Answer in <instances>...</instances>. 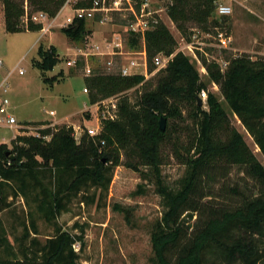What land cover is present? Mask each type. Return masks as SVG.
Returning a JSON list of instances; mask_svg holds the SVG:
<instances>
[{
  "label": "trees",
  "instance_id": "16d2710c",
  "mask_svg": "<svg viewBox=\"0 0 264 264\" xmlns=\"http://www.w3.org/2000/svg\"><path fill=\"white\" fill-rule=\"evenodd\" d=\"M139 1V0H135ZM4 28L8 33L40 31L41 22L28 14L21 20L25 5L53 18L67 0H2ZM93 0H75L71 7L90 8ZM214 0H170L167 15L181 33L185 23L194 21L205 32L218 26L210 19ZM67 41L86 45L92 30L84 18H74L61 27ZM140 34L132 33L128 44L134 47ZM143 40L147 61L157 53H172L174 38L162 23L144 32ZM37 57L31 63L40 71L43 83L52 86L64 75L60 70L54 76L46 72L59 62L53 45L39 44ZM218 69L216 63L211 65ZM185 82V85L163 84L161 94L150 92L144 103H130L122 97L117 105L116 119H101L102 130L95 137L82 136L76 141L71 125L52 124L39 129V135H24L22 131L7 143H0V212L10 206L11 200L20 197L26 207L21 222L20 237L14 236V246L0 218V264H80L74 244H81L82 236L71 233L57 222V214L67 212L69 203L76 197L92 204L107 193L113 168L119 165L121 150L129 149L146 160L161 198L162 213L151 229V247L154 264H264V167L245 144L242 136L229 126L226 114L217 98L209 93L207 110L197 104L196 96L202 86L199 75L183 55H174L166 69ZM141 73L93 74L84 78L89 90L90 104L116 95L144 83ZM222 88L230 111L240 120L264 156V57L251 58L240 54L229 59L222 78ZM185 94L195 103V122L190 149L185 159L186 171L175 186L167 185L161 177L159 146L167 137L165 127L160 130L162 114L173 117L165 98L181 99ZM141 106V107H136ZM160 115V116H159ZM165 118V117H164ZM44 124V122H39ZM51 124L45 122V124ZM228 132V140L219 143L215 133ZM49 139H42L49 135ZM101 140L104 141L101 150ZM189 149V150H190ZM13 155V158L10 156ZM41 161L37 160V157ZM237 165L257 184L251 194L232 188L239 199L233 205H221L213 200L210 187L218 170ZM147 179L149 175H142ZM93 189L92 192L90 190ZM196 216L195 223L190 220ZM202 221L199 223V221ZM52 228V234L43 241L37 221ZM77 224L73 228H77ZM83 231L82 227H79Z\"/></svg>",
  "mask_w": 264,
  "mask_h": 264
},
{
  "label": "rangeland",
  "instance_id": "374dc122",
  "mask_svg": "<svg viewBox=\"0 0 264 264\" xmlns=\"http://www.w3.org/2000/svg\"><path fill=\"white\" fill-rule=\"evenodd\" d=\"M74 1L69 0V6L60 11L54 20L55 24L65 21L69 15H74L71 7ZM112 1L106 0L105 4L111 5ZM143 3H146L145 9L151 13L148 18L149 29L160 22L173 35L172 53L163 54L170 59L176 54L186 56L196 68L199 75L198 83L202 86L199 94L204 92L206 97L202 100L201 108L208 109L206 99L209 93L213 94L224 110L229 126L242 136L247 147L264 167L263 154L238 117L230 111L222 88V78L227 67L224 63H228L229 59L240 54H248L253 59L264 57V0H214V12L210 19L217 20L218 26L210 27L209 31L205 32L194 21L188 20L185 23V33L179 32L167 15L170 0H129V3L122 0L118 5L119 9L95 12L92 17H84L86 27L95 28L94 39L92 41L89 39V43L100 45L103 54H91L86 57L81 55L82 51L91 52L90 44L86 47L83 44L68 43L59 30L51 31L44 36L41 40L42 45L47 47L46 45L53 44L60 58L46 75L54 76L60 70L64 73L52 86L43 83L39 69L31 63L37 57L36 51L40 43L35 46L33 43L40 33L38 31L8 33L0 29V97L8 98L9 113L17 122L10 125L1 120L3 116L0 114V143L10 145L17 131L18 133L24 131V135H39V129L51 128L52 124L71 125L77 142L82 136L92 137L88 134L87 127L97 126L100 111L98 103L90 104L89 90H83L86 87L84 78L87 76L85 71L87 66L91 69L89 76L121 74L122 69L130 66V61H134L135 65L129 70L131 74L141 73L145 76L142 85L99 101L106 116H113L114 119L118 117L117 105L122 97H127L130 103L137 105L144 103L150 92L161 94L163 84L185 85L182 79L170 75L165 70L166 66L156 67L153 62L154 56L150 62L147 61L141 35L134 47L129 46L128 39L133 33L131 24ZM218 4L228 5L231 12L217 16L215 8ZM24 9L21 18L23 21L28 14L33 16L39 13L26 5ZM1 21L4 22L2 0ZM48 21L50 19L45 21L46 25ZM219 31L230 36L226 48H222L217 40ZM108 43L110 48L106 46ZM73 58L77 59L75 66H67L66 60ZM212 63H216L218 69L212 67ZM19 69L23 70V74L18 73ZM3 87L5 91L2 90ZM165 100L170 106L169 111L176 115L169 117L162 114L165 117L168 135L159 146L158 168L162 180L167 185L175 186L185 174L186 157L194 152L190 145L195 128L192 118L195 103L185 94L181 99ZM50 111L54 115H51ZM215 134V139L219 143L228 140V132L223 128ZM49 137L50 134L42 139L47 140ZM103 146L101 144V150ZM37 160L41 161V158L38 156ZM145 163L146 160L140 154L135 155L129 149L121 150L120 163L113 168L107 193L99 200L96 198L92 204L81 202L80 198L76 197L69 203L67 212L57 214V222L63 230L82 236L81 244L79 242L74 244L80 264H154L151 229L154 222L161 217L162 205L154 177ZM142 175L149 176L144 179ZM209 183L215 197L213 201L220 206H229L237 202L239 196L231 192L232 188L245 194H251L257 189L255 180L246 174L243 167L237 165L218 170ZM92 191L93 189L90 190ZM25 212L26 207L20 197L12 199L10 206L0 212L2 224L14 246L17 244L14 236L20 237L22 233L21 222ZM195 219L196 216L193 215L190 223H195ZM201 221L202 219L199 223ZM75 223L77 228H73ZM37 225L39 230L37 237L40 241H43L46 235L52 234V228L42 220H38ZM79 227H82L83 231H80Z\"/></svg>",
  "mask_w": 264,
  "mask_h": 264
},
{
  "label": "built area",
  "instance_id": "2783aa9c",
  "mask_svg": "<svg viewBox=\"0 0 264 264\" xmlns=\"http://www.w3.org/2000/svg\"><path fill=\"white\" fill-rule=\"evenodd\" d=\"M126 1H127V3H129V0H126ZM105 3H106V0H93L92 7H90V8H76V9L72 8L74 15L73 16H71V15L67 16L65 21H63L62 27L71 24L74 18H84L85 16L86 17H92L95 12H101V11H106V10L115 9V8L119 9L118 5L122 3V0H113L111 2V5H107ZM140 6H141L140 12L138 14L135 13V21L131 24V29L133 30V33L140 34L143 38L144 32L149 30V19L148 18H149L151 13H150V11H147L145 9L146 3H143ZM130 9L132 10L131 7H130ZM230 12H231V8L228 5L218 4L217 7L215 8V13L217 16H224V15L229 14ZM133 13H134V11H133ZM46 17H47L46 14L39 12L38 15H33L31 18L33 21L41 22ZM217 40L220 43V46L222 48H226L227 44L230 42V36L219 31L217 33ZM89 44L91 46V48H89L91 50V52L81 50L82 51L81 55L86 57V56H89L91 54H93V55L94 54H103L99 49V45H97L95 43H89L88 42L85 46L87 47ZM169 60H170V57L167 55H164L163 53H157L153 57V62L155 64V66L158 68H162V67L166 66ZM76 62H77V59L73 58V59L66 60L65 63L67 64V66H75ZM224 64L227 65V63H224ZM134 65H135V62L131 61L130 66H134ZM85 71H86V74L88 75L91 72L90 67L87 66L85 68ZM122 72L123 73H121V74H123V75L131 74V71H129L128 67H124L122 69ZM18 73L23 74V70L19 69ZM2 90L5 91L6 90L5 87H3ZM83 90L87 91L86 88H84ZM199 96L202 100H204L206 98L204 92H202L201 95L199 94ZM100 108H102L101 105H100ZM49 113L52 114V111H50ZM0 114L3 116L1 118V120L5 121L6 123H8L10 125L17 124L14 116L9 113V100L7 97H0ZM101 119H114V117L110 116V115L106 116L104 109L102 108L100 110V115L98 118L99 122H98L97 126L87 127V132L90 136L95 137V136L100 135V132L102 130ZM19 133H17V134H19ZM22 133H24V131H22ZM103 143H104V141L101 140V144H103Z\"/></svg>",
  "mask_w": 264,
  "mask_h": 264
},
{
  "label": "crops",
  "instance_id": "0c3cea01",
  "mask_svg": "<svg viewBox=\"0 0 264 264\" xmlns=\"http://www.w3.org/2000/svg\"><path fill=\"white\" fill-rule=\"evenodd\" d=\"M69 6V0L63 5V7L60 9V11L63 9V8H65L66 6ZM60 11L56 14V16H54L53 18H48V17H46L45 19H43L42 21H41V23H42V25H43V29L42 30H40V31H38L40 34H39V36L37 37V39H36V41L33 43V46H35V45H37V43H40V44H42V42H41V40L44 38V36H46L47 34H50L51 33V31H57V30H59L60 31V29H61V27H62V24H63V22H61V23H59V24H55L54 23V20L56 19V17H57V15L60 13ZM47 19H50V21H48L47 22V25L45 24V21L47 20ZM99 22H96V24H98ZM101 23V22H100ZM96 24H94V27H95V25ZM0 29L1 30H5V28H4V22L3 21H1L0 22ZM55 29V30H54ZM92 30V33H91V36H90V41H92L93 39H94V34H95V28H92L91 29ZM61 32V31H60ZM67 40V39H66ZM68 42V41H67ZM69 43V42H68ZM93 43V42H92ZM49 45H53V44H48V45H46V46H49ZM71 45V44H70ZM98 45V44H97ZM44 46V45H43ZM54 46V45H53ZM106 46H107V48L109 47L110 48V43H108V44H106ZM113 46H114V44H113ZM45 47V46H44ZM55 47V46H54ZM100 45H99V49H100ZM56 48V47H55ZM56 51H57V49H56ZM131 62V61H130ZM128 68H129V70L131 69V68H133L132 66H127ZM131 67V68H130ZM51 115H54V113L52 112V114ZM48 120V119H47ZM48 121H55V122H58V123H60L61 121H58V120H48ZM18 132H16L15 133V135L17 134ZM14 135V136H15ZM14 138V137H13Z\"/></svg>",
  "mask_w": 264,
  "mask_h": 264
},
{
  "label": "water",
  "instance_id": "95a60500",
  "mask_svg": "<svg viewBox=\"0 0 264 264\" xmlns=\"http://www.w3.org/2000/svg\"><path fill=\"white\" fill-rule=\"evenodd\" d=\"M196 101H197V104L199 105V106H201L202 105V99L200 98V96H196ZM158 125H159V128H160V130H164L165 129V118L163 117V116H161L160 118H159V121H158ZM11 158H13V155H11L10 156Z\"/></svg>",
  "mask_w": 264,
  "mask_h": 264
}]
</instances>
